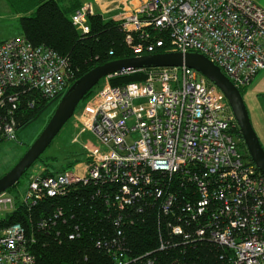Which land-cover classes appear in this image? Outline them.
Segmentation results:
<instances>
[{
	"label": "built area",
	"instance_id": "built-area-1",
	"mask_svg": "<svg viewBox=\"0 0 264 264\" xmlns=\"http://www.w3.org/2000/svg\"><path fill=\"white\" fill-rule=\"evenodd\" d=\"M116 2L119 14L112 18L126 32L134 56L155 53L165 44L162 38L135 42L149 41L153 28L168 34L167 51L206 55L239 88L264 70V8L254 0ZM98 3L104 0L84 3L71 14L84 34L90 32L88 18L97 13ZM135 71L145 79L111 85L110 78ZM75 76L69 58L51 46L35 45L25 36L0 42V105L7 95L19 99L14 94L18 86L35 94L31 106L38 98L61 99ZM72 121L77 129L73 141L82 145L87 159L53 174L32 173L22 199L29 207L44 196L92 185L108 206L123 209L147 198L176 215L179 191L192 218L204 220L203 230L227 244L231 264H264V172L239 150L236 116L224 92L205 75L186 65L113 73ZM16 127L12 117L0 124V136L15 139ZM85 132L93 141H84ZM15 208V196L1 193L0 213ZM175 230L183 231L177 225ZM112 258L117 264H136L119 249ZM0 264H37L21 223L0 231Z\"/></svg>",
	"mask_w": 264,
	"mask_h": 264
},
{
	"label": "trees",
	"instance_id": "trees-1",
	"mask_svg": "<svg viewBox=\"0 0 264 264\" xmlns=\"http://www.w3.org/2000/svg\"><path fill=\"white\" fill-rule=\"evenodd\" d=\"M10 1L19 2L14 10L22 28L18 36L27 37L35 45L51 46L67 56L76 74L74 81L97 65L134 56L126 45V32L112 16H104L99 10L90 15L91 29L87 34L75 27L71 14L83 5L82 0ZM149 33V41L136 39L135 42L149 44L162 38L165 44L155 51L168 50L167 33L153 28ZM112 50L114 54H110ZM144 79L143 72L135 71L112 77L110 83L119 86ZM94 88L85 97V102L97 92ZM245 89L240 88L243 95ZM14 92L19 99H10L7 95L4 105H0V124L9 123L14 117L17 139L18 129L31 125L51 111L49 120L60 98H38L31 106L34 93L23 86L16 87ZM236 134L240 138V147H245L240 129ZM244 156L253 163L248 150ZM78 162L69 161L66 169ZM62 170L65 168H45L49 174ZM13 187L6 192H12ZM191 192L187 194L192 195ZM184 196L179 191L176 193V215L167 213L161 201L152 202L147 198L123 209L108 206L103 195L97 194L92 185L76 186L64 196H44L30 207L15 197V210L0 214V231L13 223H21L37 264H117L112 258L115 249L127 253L136 264H231L227 244L221 243L209 230H203L204 220L192 218L191 212L185 210ZM58 211L63 214L57 215ZM176 225L183 231L177 233Z\"/></svg>",
	"mask_w": 264,
	"mask_h": 264
},
{
	"label": "water",
	"instance_id": "water-1",
	"mask_svg": "<svg viewBox=\"0 0 264 264\" xmlns=\"http://www.w3.org/2000/svg\"><path fill=\"white\" fill-rule=\"evenodd\" d=\"M196 69L226 95L236 116L246 148L255 165L264 172V146L253 126L244 95L229 76L206 55L190 51H163L142 56L111 60L83 74L60 99L45 128L18 163L0 177V194L18 183L25 172L40 158L64 125L73 117L80 102L105 77L128 69L157 66H183Z\"/></svg>",
	"mask_w": 264,
	"mask_h": 264
},
{
	"label": "rangeland",
	"instance_id": "rangeland-1",
	"mask_svg": "<svg viewBox=\"0 0 264 264\" xmlns=\"http://www.w3.org/2000/svg\"><path fill=\"white\" fill-rule=\"evenodd\" d=\"M95 1L97 2V0L88 2L90 3ZM106 3L109 5L107 8L105 6ZM18 4L19 2L17 1L11 2L10 0H0V42L21 35L22 28L19 23V16L16 15L14 11L16 5ZM98 5H96V10L98 11L102 8V12L105 16H110L113 12H119V6L117 5L116 0H104V4L102 6H100L99 3ZM105 9L108 11L104 12ZM110 9L114 11L110 12ZM102 82L103 79L95 86L94 89L98 91L103 85ZM84 104L85 98L78 105V109H80L79 107H82ZM53 108L54 103L51 109ZM50 113L51 111L43 114L31 125L18 129L17 139L9 140L0 138V177L5 175L18 163L25 152L38 138L49 121L48 116ZM72 119L73 117L64 125L40 158L36 160V162L20 178L18 183L12 188V192L10 193L17 197L19 201H22L29 188L30 173H38L43 169L45 170V168L52 170H61L62 168L66 169L69 161L71 163L79 161L77 164L86 161L87 153H84L82 145L73 141V137L76 135L77 129L74 127ZM258 137L260 138L259 135ZM83 139L84 141H93L94 138L92 134L85 132L83 133ZM260 141L264 146L261 138ZM239 150L243 154L247 151L246 146H239Z\"/></svg>",
	"mask_w": 264,
	"mask_h": 264
},
{
	"label": "crops",
	"instance_id": "crops-1",
	"mask_svg": "<svg viewBox=\"0 0 264 264\" xmlns=\"http://www.w3.org/2000/svg\"><path fill=\"white\" fill-rule=\"evenodd\" d=\"M88 1L92 0H82L83 4L87 3ZM254 1L264 8V0ZM107 3L105 4L106 8L109 6ZM99 11L103 13L102 8ZM107 11L108 10L105 9L104 12ZM113 11L114 10L110 9V12ZM117 14L118 13L113 12L110 14V16L114 17L117 16ZM244 99L248 107L253 126L264 144V70L253 80L250 85L246 87Z\"/></svg>",
	"mask_w": 264,
	"mask_h": 264
}]
</instances>
